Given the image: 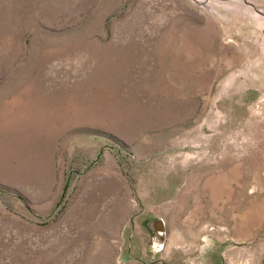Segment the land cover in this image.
Segmentation results:
<instances>
[{"label": "rangeland", "instance_id": "1", "mask_svg": "<svg viewBox=\"0 0 264 264\" xmlns=\"http://www.w3.org/2000/svg\"><path fill=\"white\" fill-rule=\"evenodd\" d=\"M0 264H264V0H0Z\"/></svg>", "mask_w": 264, "mask_h": 264}, {"label": "bare ground", "instance_id": "2", "mask_svg": "<svg viewBox=\"0 0 264 264\" xmlns=\"http://www.w3.org/2000/svg\"><path fill=\"white\" fill-rule=\"evenodd\" d=\"M162 227H163V226H162ZM162 227H161V228H162Z\"/></svg>", "mask_w": 264, "mask_h": 264}]
</instances>
